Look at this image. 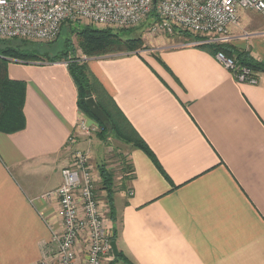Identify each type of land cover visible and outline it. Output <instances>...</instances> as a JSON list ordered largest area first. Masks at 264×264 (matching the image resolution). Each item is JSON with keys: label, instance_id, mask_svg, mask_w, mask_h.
Segmentation results:
<instances>
[{"label": "crops", "instance_id": "0c3cea01", "mask_svg": "<svg viewBox=\"0 0 264 264\" xmlns=\"http://www.w3.org/2000/svg\"><path fill=\"white\" fill-rule=\"evenodd\" d=\"M238 19L221 45L161 36L86 63L159 167L126 145L132 173L114 186L115 221L105 219L122 255L114 264H264V71L238 83L203 49L225 46L264 66V15ZM6 67L26 86L25 127L0 133V264H36L60 231L56 199L43 195L59 187L71 153L89 148L75 128L85 115L65 62Z\"/></svg>", "mask_w": 264, "mask_h": 264}, {"label": "built area", "instance_id": "2783aa9c", "mask_svg": "<svg viewBox=\"0 0 264 264\" xmlns=\"http://www.w3.org/2000/svg\"><path fill=\"white\" fill-rule=\"evenodd\" d=\"M157 20L148 30L152 36L189 33L198 40L190 45H221L231 38L240 13L264 15V0H0V40L31 43L54 41L65 25L96 29H131L146 22L153 11ZM238 83H256V74L239 67L234 59L217 52L213 57ZM76 135L98 132L95 123L81 118ZM70 136L69 146L74 145ZM86 150L75 149L60 172L61 184L43 198L54 197L60 231L53 234L55 250L44 253L36 264H109L111 233L105 227L106 201L99 197L96 168Z\"/></svg>", "mask_w": 264, "mask_h": 264}, {"label": "trees", "instance_id": "16d2710c", "mask_svg": "<svg viewBox=\"0 0 264 264\" xmlns=\"http://www.w3.org/2000/svg\"><path fill=\"white\" fill-rule=\"evenodd\" d=\"M148 18L152 19L151 23L157 20V15L154 10L151 11ZM64 28L69 31L68 34L71 37H74L75 46H73L71 42L69 43L68 39L64 42L62 51H58L51 55H48L46 52L49 51L45 48H41L42 46L32 45L31 41L10 40V42H18L20 44L13 47L6 44V46L0 48V133L13 134L20 132L25 127L23 104L25 101L24 91L26 86L24 82L9 80L6 74L8 60H17L25 63L40 61V63L43 64L65 62L69 75L76 87L77 108L82 115H85L87 119L97 125L98 132L95 133L97 140L106 141L110 138L123 145H129L136 150L142 151L157 165L156 159L147 145L133 131L131 126H129V123L123 117V114H121L114 101H112V98L104 89H102L103 87L96 78L88 73L86 64L78 63L75 56V51L77 50L87 57L104 55L113 51L136 53L141 40L122 37V30L121 32H115L111 30L96 29L85 25H65L62 26L60 33ZM27 45H30V47ZM203 49L209 50L214 55L217 52H221L226 58L234 59L239 67L247 68V70L253 72H256V70L264 71L263 65L254 62L250 57H247L248 55L245 53L234 55L225 46L203 47ZM86 91L90 92L89 97L93 98L98 108L102 111V114L107 118V126L99 123L92 115H90L84 102L88 97L86 96ZM125 164L128 167L125 168V174L122 176V180L130 179L132 173L130 166L127 163ZM96 171L99 178L97 186L99 190H97L104 192L105 203H107L108 207L107 216L114 222L115 211L112 203L114 194L113 189L115 186L114 175L104 163L97 165ZM115 239L116 232L114 230L111 233L110 241L115 242ZM121 256V254H118L117 260ZM117 260L113 259L110 263L114 264Z\"/></svg>", "mask_w": 264, "mask_h": 264}, {"label": "rangeland", "instance_id": "374dc122", "mask_svg": "<svg viewBox=\"0 0 264 264\" xmlns=\"http://www.w3.org/2000/svg\"><path fill=\"white\" fill-rule=\"evenodd\" d=\"M246 12V11H245ZM241 14V13H240ZM240 18V17H239ZM150 18H148V20H146V22H144V24H142L141 26L137 27V28H131V29H103V30H111V31H115V32H121V36L124 38H133V39H140L141 43L139 48H137V52L139 51H143V50H147L148 47H150L153 42L154 39H157L159 36H152L149 35V28L151 23ZM239 22V21H238ZM239 27V25H237L235 27V31L236 29ZM232 29V28H231ZM234 31V32H235ZM68 30H66L65 28L62 29L60 35L58 38H56V40L54 39V41L49 42V43H32V45H36V46H42L41 48H45L46 50H48L49 52L48 55L56 53L58 51H62L63 50V46H64V42L66 40L69 39V43L71 42V44H73V46H75V39H73L74 37H71L68 34ZM240 34V37L243 39H248L251 37V34L245 30L244 31H238ZM231 33V30L230 32ZM167 36H165L164 38H166ZM176 37V38H174ZM171 38L173 39V45H181V44H191L196 42V40H198L196 38V36H192L189 33H180L177 36H174ZM232 39H230L227 42H230ZM152 42V43H151ZM225 42V43H227ZM6 44H8V46H16L19 45L20 43L18 42H10V40L7 41H2L0 40V48L3 46H6ZM28 47H30V45H27ZM48 47V48H47ZM45 52V51H44ZM76 54V61L78 63H84L86 64L88 62V60L90 58H94L95 57H102V56H120V55H125L128 54L129 52H123V51H113L110 52L108 54H104V55H99V56H93V57H87L85 55H83L81 52H79V50L75 51ZM45 54V53H44ZM46 55V54H45ZM214 55V54H213ZM36 62H40V61H36ZM87 66V64H86ZM255 73V72H254ZM88 124H90V120L87 119ZM84 141H86V143L89 144V148H81L80 150H90V158H91V165H93L95 168L97 165L104 163V165L108 166V168L111 170V172L113 173V177H114V184L118 185V187H120V182L122 181V176L125 174V168L128 167L126 166L125 163H128L126 161V150L128 146L121 144L120 142L114 140V139H110L108 138L106 141H100L97 140V137L95 136V133L89 136H81ZM87 147V145H86ZM99 190V188H98ZM99 192V191H98ZM100 195V194H99ZM102 196V195H101ZM105 194H103L102 197H104ZM100 197V196H99ZM117 264H121V263H117Z\"/></svg>", "mask_w": 264, "mask_h": 264}, {"label": "water", "instance_id": "95a60500", "mask_svg": "<svg viewBox=\"0 0 264 264\" xmlns=\"http://www.w3.org/2000/svg\"><path fill=\"white\" fill-rule=\"evenodd\" d=\"M157 0H153V2H156ZM90 92L86 91L87 99L84 101L86 104V107L88 108L90 115H92L99 123L103 124L104 126H107L108 120L105 117L104 114H102V111L98 108L97 104L94 102L92 97H89ZM111 251L113 258H118V251L116 247L115 242H111Z\"/></svg>", "mask_w": 264, "mask_h": 264}]
</instances>
